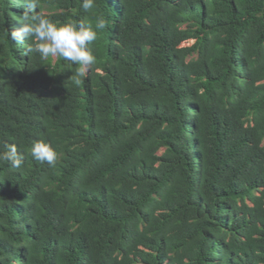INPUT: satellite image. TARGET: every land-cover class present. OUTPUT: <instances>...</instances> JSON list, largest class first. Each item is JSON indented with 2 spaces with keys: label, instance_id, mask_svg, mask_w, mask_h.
Masks as SVG:
<instances>
[{
  "label": "trees",
  "instance_id": "trees-1",
  "mask_svg": "<svg viewBox=\"0 0 264 264\" xmlns=\"http://www.w3.org/2000/svg\"><path fill=\"white\" fill-rule=\"evenodd\" d=\"M81 4L37 9L97 31L76 86L0 0V264H264V0Z\"/></svg>",
  "mask_w": 264,
  "mask_h": 264
},
{
  "label": "clouds",
  "instance_id": "clouds-1",
  "mask_svg": "<svg viewBox=\"0 0 264 264\" xmlns=\"http://www.w3.org/2000/svg\"><path fill=\"white\" fill-rule=\"evenodd\" d=\"M85 12L95 7V0H82ZM40 0H26L27 11L23 14V23L18 30H12L10 37L17 44L24 43L32 38L34 46L29 52L37 53L42 59L62 57L70 64L78 66L72 76V82L80 86L86 72L96 61L88 45L97 40L98 33L91 26H80L74 23L62 25L53 23L45 15L37 12ZM105 27L104 20H99L96 29ZM6 151L0 152V161H8L12 167L19 168L22 156L18 153L15 144H5ZM31 156L34 160L54 166L58 160L57 152L47 143L38 141L31 146Z\"/></svg>",
  "mask_w": 264,
  "mask_h": 264
}]
</instances>
